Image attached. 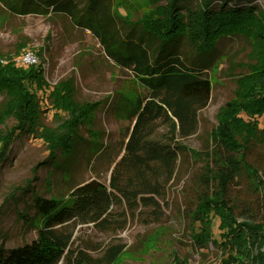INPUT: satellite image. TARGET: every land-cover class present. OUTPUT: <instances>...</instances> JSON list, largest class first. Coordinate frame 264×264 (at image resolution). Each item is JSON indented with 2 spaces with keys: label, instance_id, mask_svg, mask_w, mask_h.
<instances>
[{
  "label": "trees",
  "instance_id": "trees-1",
  "mask_svg": "<svg viewBox=\"0 0 264 264\" xmlns=\"http://www.w3.org/2000/svg\"><path fill=\"white\" fill-rule=\"evenodd\" d=\"M108 1L87 0L81 6L80 0H0L17 14L67 15L76 26L92 31L106 54L144 87L130 106L123 154L110 179H91L67 196L38 195L37 215L32 218L37 238L13 248L0 245V264H117L124 245L111 244L102 255L92 256L87 250H96L97 244L76 246L75 226L91 223L105 229L113 207L122 200L154 210L160 207L159 198L175 178L180 156L188 150L183 141L197 132L200 112L212 97L209 71L216 65L210 57L219 41L230 36L255 42L258 56L249 66L251 71L238 76V89L221 108L210 145L191 151L203 162L196 204L189 211L191 241L198 250L210 243L219 246L226 254L222 264H264V221L240 214L231 198V185L242 173L264 197L263 175L248 160L254 142H264L257 120L264 114V9L252 0H199L195 4L151 0L162 3L124 34ZM182 40L197 55L195 60L183 55ZM43 71V62L22 67L12 58L0 59V94L5 96L0 125L14 120L11 128L0 132V163L6 160L14 138L29 131H38L55 161L58 152L69 151L94 109L75 101L73 85L64 84L53 96L54 88L49 98L69 118L56 128L42 125L38 130L41 110L32 86L46 83ZM217 220L220 241L215 238Z\"/></svg>",
  "mask_w": 264,
  "mask_h": 264
},
{
  "label": "rangeland",
  "instance_id": "rangeland-1",
  "mask_svg": "<svg viewBox=\"0 0 264 264\" xmlns=\"http://www.w3.org/2000/svg\"><path fill=\"white\" fill-rule=\"evenodd\" d=\"M197 1L191 0L193 4ZM252 1L264 9V0ZM109 2L120 17L116 21L124 34L134 24L139 25L140 19L155 13L156 6L162 3ZM86 3L87 0H80L81 6ZM252 42L243 36L225 37L210 57L216 65L209 71L212 97L200 112L197 132L183 141L188 150L180 156L175 178L159 198L160 207L154 210L153 206L122 200L113 207L105 229L91 223L76 225V246L97 244L96 250H87L97 257L109 245L120 243L125 251L117 264H222L226 254L219 246L210 243L198 250L191 241L189 211L196 204L197 177L203 166L191 151L210 145L220 110L238 89V76L249 73L250 64L257 61L256 43L253 46ZM181 44L183 55L189 61L195 60L197 55L185 40ZM261 56L264 58V48ZM8 57L22 67L43 62L46 83L32 86L41 110L38 130L42 125L56 128L69 118L49 98L54 88L53 96L64 84L73 85L75 101L89 103L94 108L80 126L79 137L72 147L64 153L58 152L55 161L50 157L49 144L38 131L28 129L29 132L20 133L10 144L6 160L0 163V245L13 248L37 238L38 230L32 218L37 215L38 195L67 196L72 188L91 179H110L115 163L123 154L130 106L144 92V87L129 70L121 68L106 54L92 31L76 26L67 15L17 14L0 2V59ZM4 98L0 94V106ZM257 120L259 131L264 132V114ZM13 125L14 120L8 119L6 125H0V132ZM248 160L264 178V142H254ZM241 176L231 185L232 200L239 205L240 214L264 221L263 195L253 190L245 173ZM216 225L215 238L220 241L218 220Z\"/></svg>",
  "mask_w": 264,
  "mask_h": 264
},
{
  "label": "water",
  "instance_id": "water-1",
  "mask_svg": "<svg viewBox=\"0 0 264 264\" xmlns=\"http://www.w3.org/2000/svg\"><path fill=\"white\" fill-rule=\"evenodd\" d=\"M115 166V165H114Z\"/></svg>",
  "mask_w": 264,
  "mask_h": 264
}]
</instances>
